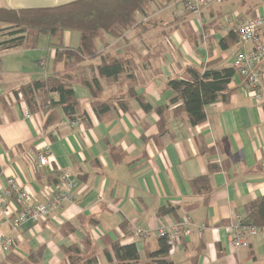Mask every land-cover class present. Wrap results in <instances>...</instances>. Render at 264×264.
<instances>
[{"label":"crops","instance_id":"1","mask_svg":"<svg viewBox=\"0 0 264 264\" xmlns=\"http://www.w3.org/2000/svg\"><path fill=\"white\" fill-rule=\"evenodd\" d=\"M77 0H0V9L51 8ZM264 16V0H219L200 12H186L179 0H154L139 15L138 26L115 39L101 37L93 60L56 62L57 49L41 36L37 48L0 47V182L15 179L38 203L54 192L63 173L75 181L73 202L37 224L13 231L9 219L20 204L9 199L0 206V235L11 234L16 245L0 253L26 261L44 249L41 264H62V248L81 244L89 235L99 264L104 250L121 240L134 243L141 256L155 252L162 224L189 218L193 234L169 257L178 264H264V229L259 238L239 250L229 245V228L246 217V206L264 197V101L248 93L234 74L228 103L206 107V121L193 127L186 115L164 112L165 132L157 112H145L138 97L154 107L174 97L167 82L184 79L187 67L202 70L232 68L237 45L224 50L221 41L247 17ZM8 26L0 23V43ZM79 33L67 31L63 50L79 46ZM135 64L133 79H99V101L112 105L102 118L95 114L89 90L74 84L77 102L73 120L56 93L41 90L29 107L20 89L56 74L90 76L103 56ZM264 85V63L261 67ZM93 74V75H95ZM121 104L127 108H121ZM30 117L25 116V111ZM77 122L72 126V122ZM48 153L49 163L39 164ZM211 164L225 170L212 173L208 198L195 195L191 181L209 174ZM174 212L160 215L161 208ZM124 225V229L122 226ZM140 231H149L140 237ZM128 232V234H126Z\"/></svg>","mask_w":264,"mask_h":264},{"label":"trees","instance_id":"2","mask_svg":"<svg viewBox=\"0 0 264 264\" xmlns=\"http://www.w3.org/2000/svg\"><path fill=\"white\" fill-rule=\"evenodd\" d=\"M154 0H77L65 5L51 8H35L13 11L0 9V23L8 27L6 39L0 43L3 50L14 49L22 46L35 49L41 36L51 40L50 46L57 49L56 62L67 64L71 61L79 62L80 59L93 60L98 56L96 42L104 35L120 39L123 33L137 27L139 15L144 14L148 5ZM139 28V26L137 27ZM67 31L79 33V46L73 50H63V38ZM239 42L238 31L232 30L221 41V47L228 50ZM93 73L78 75L77 73L56 74L43 81H36L30 86L20 89L27 105L31 107L38 91L56 93L58 101L54 105L62 106L65 113L73 120L77 110V102L73 91L74 84L86 87L94 100L92 107L98 118H102L111 111L112 105L99 101L102 88L99 79L118 81L125 76L133 79L135 64L128 60L103 56L100 65ZM236 70L232 68L218 69L209 63L199 70L187 67L184 79L171 78L167 82L168 88L174 97L164 106L154 107L144 98L138 97L137 101L145 112H157L161 116V127L165 132L164 112L177 105L173 115L179 118L186 115L189 123L199 126L206 121V107L216 102L228 103L231 95L229 85ZM95 74V75H93ZM121 108L126 109L124 104ZM30 113V112H29ZM225 170L224 166L211 164L209 174L191 181V189L195 195L204 196L208 200L212 187L210 175ZM174 212L171 207L161 208L160 215ZM244 223L252 224L258 229H264V197L253 200L246 206ZM124 229V225L122 226ZM128 234V232L126 233ZM155 252H147L141 256L136 244L124 243L121 240L114 242L109 249L104 250L107 264H178L169 257L170 248L165 239L159 240ZM92 241L86 235L81 244L62 248L64 256L62 264H99L98 256L92 249ZM44 249L32 251L26 261L10 254L7 264H41Z\"/></svg>","mask_w":264,"mask_h":264},{"label":"built area","instance_id":"3","mask_svg":"<svg viewBox=\"0 0 264 264\" xmlns=\"http://www.w3.org/2000/svg\"><path fill=\"white\" fill-rule=\"evenodd\" d=\"M188 12H200L202 9L214 5L219 0H179ZM239 42L232 67L242 79L243 88L258 102L264 101V85L261 82V67L264 63V16L244 18L237 28ZM25 116L30 117L29 111ZM77 122H72L76 126ZM49 163L48 153L39 156V164L46 166ZM1 175V173H0ZM73 176L66 172L60 177L54 192L48 194L44 203L35 201L33 195L22 188L15 179H7L5 185L0 182V206L9 199H15L20 204L18 214L9 219V225L13 231H18L28 224H37L66 204L73 202L75 189ZM193 225L189 218L178 223H162L156 230L160 239H165L170 254H173L177 246L193 234ZM229 245L239 250L249 246L251 238H259L261 230L252 224L244 223L238 218L233 226L228 229ZM149 231H140V237H147ZM16 245V240L11 234L0 235V253L7 254Z\"/></svg>","mask_w":264,"mask_h":264},{"label":"rangeland","instance_id":"4","mask_svg":"<svg viewBox=\"0 0 264 264\" xmlns=\"http://www.w3.org/2000/svg\"><path fill=\"white\" fill-rule=\"evenodd\" d=\"M181 4H182V2H180ZM183 5V4H182ZM184 7V6H183ZM186 12H188V11H186ZM189 13H195V12H189ZM129 31V30H128ZM128 31H126V32H128ZM125 32V33H126ZM125 33H123V34H125ZM105 37H107V35H104ZM42 39V43L45 41V39H49L47 36H45V37H42L41 38Z\"/></svg>","mask_w":264,"mask_h":264}]
</instances>
